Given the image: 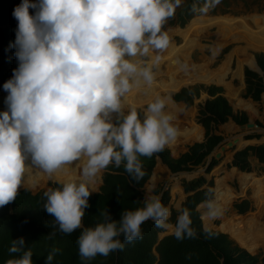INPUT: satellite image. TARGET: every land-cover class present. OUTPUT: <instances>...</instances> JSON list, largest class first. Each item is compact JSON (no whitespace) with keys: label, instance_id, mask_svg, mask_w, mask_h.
I'll return each mask as SVG.
<instances>
[{"label":"clouds","instance_id":"clouds-1","mask_svg":"<svg viewBox=\"0 0 264 264\" xmlns=\"http://www.w3.org/2000/svg\"><path fill=\"white\" fill-rule=\"evenodd\" d=\"M218 3L205 0L192 10L206 14ZM181 4L182 0H21L13 10L17 30L11 45L18 67L2 86L7 110L0 112V207L15 202L34 168L52 178L86 160L79 182L44 193L43 209L53 218L52 227L71 234L82 228L94 193L91 185L103 170L123 164L137 183L146 175L140 158L162 152L180 135L174 117L165 112L171 97H157L143 117L135 108L125 113V98L155 82L153 67L144 58L171 46L163 29ZM197 207L206 209L202 220L222 214L212 199ZM178 211L175 225L169 223L171 210L157 195L143 208L123 212L119 221L105 210L103 222L81 231L78 254L87 262L122 251L125 242L142 238L141 225L148 220L158 228H171L178 240L196 238L189 210ZM58 252H49L45 264H52ZM9 253L20 255L6 264H33L23 237L12 240Z\"/></svg>","mask_w":264,"mask_h":264},{"label":"trees","instance_id":"trees-1","mask_svg":"<svg viewBox=\"0 0 264 264\" xmlns=\"http://www.w3.org/2000/svg\"><path fill=\"white\" fill-rule=\"evenodd\" d=\"M204 2L205 0H187L178 15L180 25H183L186 19L191 17L194 4L198 7ZM20 3L21 0H0V88L12 77V72L6 68V63L15 52V49L11 47L15 41L17 30L13 10ZM256 58V63L259 62L261 69L264 70V55L258 54ZM250 60L252 61V58ZM249 63L250 61L246 57L243 65ZM252 66L253 64L250 68ZM246 74V90L243 97L258 103L261 100V94L264 93L263 79L248 69H246ZM200 90L201 87L198 89L196 86L184 88L173 94L171 100L174 103L182 102L189 107L193 104V98L199 96ZM204 91L210 97L198 113V123L204 128V141L189 145L187 151L176 159L171 156L167 149L154 154L151 158L141 157L146 175L138 183L131 179L123 164L120 167L110 165L103 170L102 184L99 190L92 193L89 198L90 207L85 210L81 229H77L71 234H64L58 228H53V218L43 209L46 202L44 193L32 194L30 188H21L15 202L0 207V264H6L7 260L19 257L20 254H10L9 247L12 240L20 237H23L26 242V250L30 249L33 253V264H45L46 256L53 249H59V252L54 257L52 264H256L257 259L255 257H251L245 251L240 250L226 235L204 230L196 206L204 200L210 199L211 192L200 189L204 184L202 180L185 183L182 186L185 194L193 192L185 199L181 210L184 208L189 210L192 227L197 232L196 238L178 240L174 235H170L158 241V234L162 232V229L156 227L152 220H148L141 225L142 238L131 243L125 242L122 251L112 252L107 257L98 255L95 259L87 262L82 261L78 254L77 239L81 231L83 228L95 227L98 223L103 222L101 216L103 211L107 210L113 220L119 221L123 212L135 211L144 207L145 201L141 189L156 166L155 158H159L171 173L189 172L200 165L221 142V137L213 134L215 126L225 123L228 118L237 124H246L247 117L240 111L235 110L240 116L233 113L234 108L222 96V88L209 86L204 88ZM2 95L5 99L7 93L3 91ZM4 107L5 103H0V110ZM184 129L190 130L188 127H183L182 130ZM251 154L259 162H264V144L248 146L236 152L233 155L232 166L239 171H247V158ZM41 176L47 177L46 174H41L32 180L25 179L24 183L36 186ZM56 178L54 179L62 185L71 179L57 178V180ZM46 181L42 182L43 186H45ZM96 182L94 192L97 187ZM46 185L49 187L48 189L62 187L52 182H46ZM168 200L167 192L164 191L161 197L162 204L166 206ZM214 201L219 207L221 206L222 215L228 212L227 206L231 197L228 203L219 197L215 198ZM234 208H237V213L241 215L251 207L248 208V202L244 201L239 206L235 205ZM171 213L169 223L175 225L179 213ZM234 219L236 218L230 217L228 214V218H225V221H228L226 223L227 228ZM53 232L55 235H51ZM119 239L123 242V236ZM154 252L159 258L158 261Z\"/></svg>","mask_w":264,"mask_h":264},{"label":"rangeland","instance_id":"rangeland-1","mask_svg":"<svg viewBox=\"0 0 264 264\" xmlns=\"http://www.w3.org/2000/svg\"><path fill=\"white\" fill-rule=\"evenodd\" d=\"M186 3L187 0H182V4L177 8L174 18L170 19L164 26L163 30L167 31L170 36L172 42L171 46L163 52H150L153 56L152 58H144L148 65L153 67L155 82L152 85H142L139 87L143 90L147 89V91L145 90V93L147 92L146 95L139 94V88H137L125 98V113L135 108L141 117H143L147 105L154 102L157 97H171L172 93L179 91L178 89L193 88L195 86L199 89L201 87L199 96L194 98L191 106L186 107L182 102H170L165 108V112L174 117L172 121L174 126L180 130V135L176 141L165 147L175 159L184 154L190 144L197 142L201 143L203 131L198 124L197 115L207 99L204 88L219 84L224 85V87L228 89L229 82L231 81L234 83L235 87L238 86L242 81H245L247 77L245 73L244 78V69H252L250 68L251 66H247L248 64L246 67L243 65L246 57L250 61L254 54L264 55L263 50L251 48L242 38L223 40L218 29L211 27L214 24L219 25L221 21H225L233 26H245L246 22H250L255 17L256 19H263L264 0H219V3L206 14L193 11L191 17L186 19L183 25H180L178 15L181 13ZM203 4L204 3L197 8L202 7ZM29 11L31 14L33 10L30 9ZM253 28L256 27L252 26V29ZM156 57H159L158 62L156 61ZM168 60L176 61L177 68L175 73H173L171 67H169L170 63ZM17 67L18 62L14 52L11 57H9L6 68L13 73V70ZM245 89L246 88L240 93L227 91L225 94L227 99L224 98L236 111H243L247 115H253L252 111L257 110V112L262 114L264 112V105H262L261 101L253 104L250 100L242 97L245 93ZM3 91V87L0 88V103L4 104L5 99L4 95H2ZM6 110L7 107L5 105L0 112ZM256 116L259 119L262 118L258 113ZM183 127H188L190 130H182ZM223 129L224 125L222 124L221 126L217 125L214 127L213 134L217 133L221 135L223 140L200 165L193 168L188 174L171 177L164 167L159 164L155 166L150 178L141 189L143 200L146 201L145 195L149 197L153 195L161 197V191H166L169 198L166 207H168L171 212L179 213L178 208L181 209V205L186 199L182 186L185 183H194L198 180H202L204 183L202 189L209 190L210 192L213 189L211 194L213 193L214 195L210 199L214 200L219 197L225 203H228L231 197V201L227 206L228 212H225L223 215L221 214L222 216L220 215L215 220H203L204 230L226 235L240 250L245 251L251 257H255L257 259L256 264H264V246L259 244L251 251L244 249L230 237L228 234L230 225L227 228L226 224L229 219L225 221V218H228V214H230V217L236 218L233 221L246 217H253L258 219L257 222L264 223V204L262 205L257 198L258 194L264 196V169H261V171H259L260 173H256L257 170L262 167L263 162H258V160L254 158L258 163L254 164L252 169H250L249 162L247 161L248 171L244 173L237 172V169L232 166L231 158L235 152L239 151H237V147L240 148L242 142L239 140L236 144L237 147L235 144L231 148L227 147L225 143L226 140H229L228 138L235 135L236 132L232 133ZM260 136L264 135L261 134ZM188 138H192L193 140ZM258 142L264 143V139L260 137ZM229 143L233 144V142ZM85 162L86 160H82L78 165L74 166L71 171L62 175L55 174L53 177L60 179L71 178L68 182H79L81 179L80 172ZM206 165H208V167H206ZM103 173L104 171L98 174L96 178V181H98H95L97 187L94 193L100 188ZM41 174L44 173L34 168L31 175L26 179L32 180ZM193 175H195V177L192 178ZM53 177L41 176L36 186L24 183L21 188H30L32 194L37 192L45 193L49 188L46 182L57 183ZM44 180H47L45 186L42 185ZM57 184L62 186L60 183ZM94 184L91 190H94ZM244 201L248 202V208H251L244 214L237 215L236 213L238 210L234 208V206H239V204ZM196 211L201 219V214L203 211H206V209H198V207H196ZM257 215L259 217H255ZM158 235L159 238L162 239L174 234L173 230L169 228L162 229V232Z\"/></svg>","mask_w":264,"mask_h":264},{"label":"bare ground","instance_id":"bare-ground-1","mask_svg":"<svg viewBox=\"0 0 264 264\" xmlns=\"http://www.w3.org/2000/svg\"><path fill=\"white\" fill-rule=\"evenodd\" d=\"M252 26H255L256 28L252 29ZM211 27L214 29L215 28L218 29L223 40L242 38L244 41L247 42L248 45L251 46V48L264 51V18L263 19H256V17H255L250 22H246L245 26H233L231 24L226 23L225 21H221V23L219 25L214 24ZM232 31H234V32H232ZM148 57L152 58L153 56L151 53H149ZM254 61L255 60L252 57V61L250 60V63L247 66H251V63L254 64ZM168 62L170 63L169 67H171L173 73H175L176 68H177L176 61L168 60ZM183 71H184V69H183ZM170 75H172V74H170ZM2 86L3 85H1V88H2ZM145 90L147 91V89H145ZM145 90L139 88L138 93L146 95L147 92L145 93ZM143 91H144V93H143ZM238 142H239V140H236L235 145ZM218 144H217V146H218ZM156 163H157V165L159 164L160 166L164 167L168 171V173L170 174L171 177L172 176L175 177L177 175L189 173L187 171L178 172V173H171L168 170V168L161 163L159 158H156ZM66 172H68V171L65 170V171L57 173V174L62 175V174H65ZM75 174H76V172H75ZM193 177H195V175H193L192 178ZM100 183L102 184V182H100ZM189 195L190 194H188V195L185 194V198H187ZM257 198L263 205L264 204V196L258 194ZM255 217H259V216L257 215ZM257 221H258V219L253 218V217H246L244 219L235 220L230 224L228 234L230 235V237L232 239H234L240 246H242L246 250H249V251L254 250L255 247L259 244H262L264 246V223H260ZM155 255H156V258L158 261L159 258L157 256V254H155Z\"/></svg>","mask_w":264,"mask_h":264},{"label":"crops","instance_id":"crops-1","mask_svg":"<svg viewBox=\"0 0 264 264\" xmlns=\"http://www.w3.org/2000/svg\"><path fill=\"white\" fill-rule=\"evenodd\" d=\"M256 62V61H255ZM259 77H260V75H259ZM246 84H245V81H242V83H240L238 86H234V83L231 81V82H229V85H228V89H226L225 87H224V85H219V84H216V85H213V86H216V87H220V88H222V96L223 97H225L226 98V96H225V94L227 93V91H229V92H237V93H240L242 90H244V86H245ZM236 90V91H235ZM246 90V89H245ZM232 94V93H231ZM238 95V94H237ZM208 95H206V97H207ZM242 97H243V95H242ZM210 97H208L207 99H209ZM244 98V97H243ZM206 99V100H207ZM227 99V98H226ZM244 99H246V98H244ZM248 99V98H247ZM205 100V101H206ZM248 100H250V99H248ZM172 101V100H171ZM251 101V100H250ZM261 101V100H260ZM259 101V102H260ZM173 102V101H172ZM252 102V101H251ZM253 104H256V103H254V102H252ZM230 104V103H229ZM262 105H264L263 103H262ZM244 110V109H243ZM245 111H248V110H245ZM253 112V115H247L245 112H243V111H240V113H243V115H245L246 117H247V122L246 123H248L249 121H251L253 124H255V128L254 129H243V130H241L240 128H239V125L240 124H237L235 121H233L231 118H228V120L225 122V123H223L222 125H224V129L223 130H226V131H229V132H236L235 133V135H233V136H231V137H229L228 139L229 140H226V144L228 143V142H234V140H241V142H242V146H240V148L239 147H237V145H236V147H237V151L239 150V151H241V150H243V149H245L246 147H248V146H258V145H261L262 144V142H258V140L260 139V137H261V139H263L264 138V136H260L261 134L262 135H264V132H262V130H264V112L262 113V114H260V112H257V110H254V111H252ZM233 113L234 114H236V115H238L237 114V112L235 111V110H233ZM259 114V115H261L262 116V118H258L257 116H256V114ZM198 116V115H197ZM238 116H240V115H238ZM256 116V117H255ZM199 124V123H198ZM200 125V124H199ZM242 125H244V124H242ZM201 126V130L203 131V137H202V139H201V142H203L204 141V128L202 127V125H200ZM219 126H221V125H219ZM259 129H261V130H259ZM215 133V132H214ZM215 135H218V136H220L221 137V141L223 140V137L221 136V135H219V134H217V133H215ZM246 142V144H244ZM197 143H199V142H197ZM220 143V142H219ZM191 145V144H190ZM187 151V150H186ZM211 154V153H210ZM209 154V155H210ZM208 157V156H207ZM232 159V162H233V157L231 158ZM230 159V160H231ZM155 161H156V158H155ZM247 161L249 162V166H250V169H252L253 168V166H254V164H256V163H258L255 159H254V157H253V155L251 154V155H249L248 156V158H247ZM231 162V163H232ZM156 166H157V163H156ZM206 167H208V165H206ZM234 168H236V167H234ZM237 169V168H236ZM235 169V170H236ZM261 169H264V162H263V165H262V167L260 168V169H258L257 170V172L256 173H260L259 171H261ZM211 171V170H210ZM237 172H241V173H244V172H247V171H244V172H242V171H239L238 169L236 170ZM200 189H202V187L200 188ZM183 190V189H182ZM164 192V191H163ZM163 192L161 191V197H162V194H163ZM184 193V192H183ZM185 194V193H184ZM188 194H190V195H192L193 194V192H191V193H188ZM188 194H186V195H188ZM189 195V196H190ZM188 196V197H189ZM161 197H160V199H161ZM149 198V196H147V195H145V199L147 200ZM182 201V200H181ZM201 204V203H200ZM199 205V204H198ZM197 205V206H198ZM250 210V209H249ZM248 210V211H249ZM237 215H240V214H238V213H236ZM202 221V225H203V220H201ZM203 228H204V226H203ZM206 231V230H205ZM163 239V238H162ZM161 238H159V235H158V241H161L162 240ZM155 253V252H154ZM156 254V253H155Z\"/></svg>","mask_w":264,"mask_h":264},{"label":"water","instance_id":"water-1","mask_svg":"<svg viewBox=\"0 0 264 264\" xmlns=\"http://www.w3.org/2000/svg\"><path fill=\"white\" fill-rule=\"evenodd\" d=\"M252 71H255L256 73H258L259 75H260V77L263 79V81H264V71L257 65V63L254 61V64H253V67H252V69H251ZM178 90H181V89H178ZM177 92V91H176ZM176 92H174V93H172V95L173 94H175ZM171 95V96H172ZM206 95V94H205ZM208 97V96H207ZM261 103H263L264 104V93L261 95ZM256 126H255V124H253L251 121H249L248 123H246V124H244V125H239V128L241 129V130H243V129H254ZM259 130H261V129H259ZM262 132H264V130H262ZM264 139V138H263ZM236 140H234V142H235ZM233 142V144H235ZM233 144L232 143H227V147H233ZM217 154H219V153H217Z\"/></svg>","mask_w":264,"mask_h":264},{"label":"flooded vegetation","instance_id":"flooded-vegetation-1","mask_svg":"<svg viewBox=\"0 0 264 264\" xmlns=\"http://www.w3.org/2000/svg\"><path fill=\"white\" fill-rule=\"evenodd\" d=\"M256 55H258V54H254V56H253V58H254V60L256 59L257 60V58H256ZM257 65L260 67V65H259V62H257ZM246 67V66H245ZM244 67V68H245ZM245 69H247V68H245ZM244 69V71H243V73H244V78H245V72H246V70ZM246 79V78H245ZM202 187V186H201ZM212 191H213V189H212ZM211 191V192H212ZM164 193V192H163ZM163 195V194H162ZM213 193L211 194V197H213ZM183 204V203H182ZM182 206V205H181ZM197 207V206H196Z\"/></svg>","mask_w":264,"mask_h":264}]
</instances>
